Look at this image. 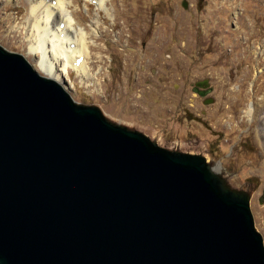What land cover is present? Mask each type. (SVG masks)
<instances>
[{
	"label": "water",
	"instance_id": "95a60500",
	"mask_svg": "<svg viewBox=\"0 0 264 264\" xmlns=\"http://www.w3.org/2000/svg\"><path fill=\"white\" fill-rule=\"evenodd\" d=\"M0 264H264V246L249 197L204 157L75 103L0 46Z\"/></svg>",
	"mask_w": 264,
	"mask_h": 264
},
{
	"label": "rangeland",
	"instance_id": "374dc122",
	"mask_svg": "<svg viewBox=\"0 0 264 264\" xmlns=\"http://www.w3.org/2000/svg\"><path fill=\"white\" fill-rule=\"evenodd\" d=\"M68 1L90 47L88 77L69 65L63 79L73 101L219 166L228 187L249 197L264 246V0H107L108 11ZM44 3L34 17L29 0H0V46L42 76V53L30 52V43ZM48 51L62 67L65 58Z\"/></svg>",
	"mask_w": 264,
	"mask_h": 264
},
{
	"label": "bare ground",
	"instance_id": "6f19581e",
	"mask_svg": "<svg viewBox=\"0 0 264 264\" xmlns=\"http://www.w3.org/2000/svg\"><path fill=\"white\" fill-rule=\"evenodd\" d=\"M85 1L95 5L97 10L108 11L107 0ZM43 2H45L44 5L47 3L45 6L46 16L42 18L40 17V19H43V21L38 19L39 21L37 20L36 24L34 25L35 38L33 36L34 40H31L32 42L30 43V52L35 53L40 51L42 53V57L39 58L40 67L47 75L43 76L50 78L63 86V79L67 75V68L70 65L77 69L84 77H88V58L90 57V47L87 43L88 33L83 28H80L79 30L75 28V21L71 17L70 11H68V6L72 4V1L29 0L31 16H34L39 8V5L43 4ZM55 14H57L60 18H57L59 19V22H57L55 25H58L60 28L52 32L51 28L49 29L48 26ZM92 27L93 33L96 35L98 21L93 22ZM49 47L51 48L53 55H56V57H64L66 60L62 67H59V69L50 59L47 58ZM33 68L35 69V67ZM261 105L262 106L259 108L264 109V99L262 100ZM245 114L249 116L251 114V110L248 109ZM262 124L264 125V122H262ZM212 170L217 176L223 178L225 182H228L226 178H224V176L219 173V166H212Z\"/></svg>",
	"mask_w": 264,
	"mask_h": 264
}]
</instances>
